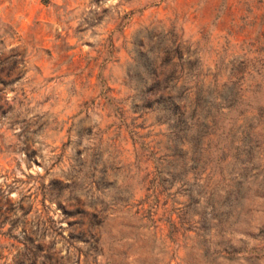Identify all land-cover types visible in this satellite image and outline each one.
I'll use <instances>...</instances> for the list:
<instances>
[{"label":"rangeland","instance_id":"rangeland-1","mask_svg":"<svg viewBox=\"0 0 264 264\" xmlns=\"http://www.w3.org/2000/svg\"><path fill=\"white\" fill-rule=\"evenodd\" d=\"M0 264H264V0H0Z\"/></svg>","mask_w":264,"mask_h":264}]
</instances>
